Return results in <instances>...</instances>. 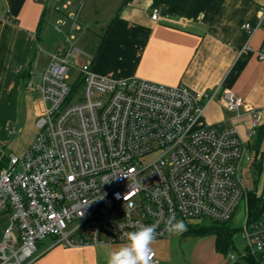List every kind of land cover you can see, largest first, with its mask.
<instances>
[{
  "label": "built area",
  "instance_id": "2783aa9c",
  "mask_svg": "<svg viewBox=\"0 0 264 264\" xmlns=\"http://www.w3.org/2000/svg\"><path fill=\"white\" fill-rule=\"evenodd\" d=\"M160 15L154 8L151 18ZM257 26L264 28V7ZM76 27L74 14L70 28ZM71 39L65 35L37 78L27 71L25 86L40 103L32 141L21 154L0 143V264H27L47 237L64 247L109 246L127 242L142 225L156 226L154 240L164 238L173 217L228 222L241 199L240 255L264 264V206L249 209L239 179L240 164L252 161L250 149L225 121L196 126L217 95L231 111L244 99L220 85L198 92L99 76ZM72 68L77 75L69 81ZM159 263L152 251L150 264Z\"/></svg>",
  "mask_w": 264,
  "mask_h": 264
},
{
  "label": "crops",
  "instance_id": "0c3cea01",
  "mask_svg": "<svg viewBox=\"0 0 264 264\" xmlns=\"http://www.w3.org/2000/svg\"><path fill=\"white\" fill-rule=\"evenodd\" d=\"M262 7L264 0H0L1 145L21 154L36 133L39 97L25 83L28 69L37 78L58 47L39 68L35 47L42 50L48 18L55 31L70 34L73 46L99 76L183 84L198 92L220 85L242 97L244 106L231 111L217 95L205 103L196 126L225 121L235 127L252 155L251 162L239 166L244 199L248 204L250 195L264 197V59L258 57L264 50V28L257 26ZM154 8L161 9L158 20L151 18ZM74 14L78 27L71 29ZM245 23L255 29L248 32ZM254 111L260 112L256 125ZM125 243L64 247L52 238L37 245L27 264H107L110 252ZM165 246L166 241L151 244L159 264H172ZM214 246L211 258L193 263L244 261L240 253L218 251L216 236Z\"/></svg>",
  "mask_w": 264,
  "mask_h": 264
},
{
  "label": "rangeland",
  "instance_id": "374dc122",
  "mask_svg": "<svg viewBox=\"0 0 264 264\" xmlns=\"http://www.w3.org/2000/svg\"><path fill=\"white\" fill-rule=\"evenodd\" d=\"M54 22V21H53ZM45 27L47 29V35L45 40L43 41V38L41 40V47L42 50L39 51V48L36 46V53L39 54V68L42 66V63H45V58H47V53L55 49V47L63 44L64 42V36L63 34L55 31L53 29V24L51 21H49L48 18L45 20ZM45 29V30H46ZM54 51V50H53ZM81 58L83 59L84 57ZM70 79L69 81H72L75 79L77 72L75 69H71L70 72ZM243 219H244V202L243 199H241L236 207V210L228 222L224 223L226 226H228L232 232L231 238L233 241V246L231 247L230 251L238 256L239 253L242 254L245 247V238L244 233L242 230L243 226ZM181 220V219H177ZM186 225L187 223L190 224H199V225H205L210 224L211 222L208 220H193V221H184L182 220ZM2 226L0 225V237L2 232ZM52 237H47L44 240L41 241V244L48 243ZM168 242L169 246H165L164 251L166 255H171V263L172 264H194L193 260L196 259L199 262L205 261L207 258H211L213 253L215 254L214 244H215V235L207 234L204 236H197L191 233H188L187 230L183 233L177 235L173 232H169L166 237L153 241L152 244H158ZM40 243V242H39ZM38 243V246L41 244ZM200 262V263H201ZM196 264V263H195Z\"/></svg>",
  "mask_w": 264,
  "mask_h": 264
},
{
  "label": "clouds",
  "instance_id": "9594fccd",
  "mask_svg": "<svg viewBox=\"0 0 264 264\" xmlns=\"http://www.w3.org/2000/svg\"><path fill=\"white\" fill-rule=\"evenodd\" d=\"M168 231L177 235L187 230V225L182 220L172 218ZM156 236L155 225H142L126 236V243L111 251L107 264H150L152 254L151 244Z\"/></svg>",
  "mask_w": 264,
  "mask_h": 264
},
{
  "label": "trees",
  "instance_id": "16d2710c",
  "mask_svg": "<svg viewBox=\"0 0 264 264\" xmlns=\"http://www.w3.org/2000/svg\"><path fill=\"white\" fill-rule=\"evenodd\" d=\"M248 206L251 211L259 209V207L264 206V200L260 197L254 195L249 196ZM224 223L211 222L210 224H190L187 223V232L197 235L204 236L207 234H214L216 236V248L218 251L227 253L233 246V241L231 238V230ZM244 261L241 264H255V260L251 256H245Z\"/></svg>",
  "mask_w": 264,
  "mask_h": 264
}]
</instances>
